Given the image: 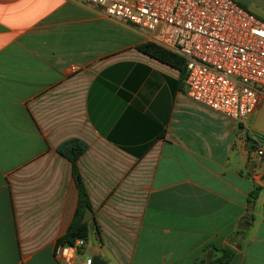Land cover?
<instances>
[{
    "label": "crops",
    "instance_id": "0c3cea01",
    "mask_svg": "<svg viewBox=\"0 0 264 264\" xmlns=\"http://www.w3.org/2000/svg\"><path fill=\"white\" fill-rule=\"evenodd\" d=\"M264 19V0H236ZM115 25L131 37L115 45ZM142 33L82 0H0V264H264V158L245 121L190 99ZM89 202L80 245L56 244ZM255 140V139H254Z\"/></svg>",
    "mask_w": 264,
    "mask_h": 264
},
{
    "label": "built area",
    "instance_id": "2783aa9c",
    "mask_svg": "<svg viewBox=\"0 0 264 264\" xmlns=\"http://www.w3.org/2000/svg\"><path fill=\"white\" fill-rule=\"evenodd\" d=\"M82 1L180 56L190 99L240 122L264 97V19L236 0ZM263 138L254 137L258 156Z\"/></svg>",
    "mask_w": 264,
    "mask_h": 264
},
{
    "label": "trees",
    "instance_id": "16d2710c",
    "mask_svg": "<svg viewBox=\"0 0 264 264\" xmlns=\"http://www.w3.org/2000/svg\"><path fill=\"white\" fill-rule=\"evenodd\" d=\"M136 48L140 51L153 56L165 63H168L176 68L184 75V61L177 54L157 45L156 43L143 40L136 44ZM258 142L253 138L249 142V149H256ZM85 147V143L78 138H68L57 145L56 149L61 154L65 155L71 161V174L77 189L76 204L73 214L64 230L56 239V244L71 245L75 238H84L87 232L86 221H81V215L85 207L89 208L87 193L83 182L76 167V157ZM264 158V147L260 154ZM217 253L208 260L198 259L195 264H229L232 255V249L229 246L216 247Z\"/></svg>",
    "mask_w": 264,
    "mask_h": 264
},
{
    "label": "rangeland",
    "instance_id": "374dc122",
    "mask_svg": "<svg viewBox=\"0 0 264 264\" xmlns=\"http://www.w3.org/2000/svg\"><path fill=\"white\" fill-rule=\"evenodd\" d=\"M126 33L127 32L121 26L115 25V45H117L118 43L124 42L129 37H131L129 34H126ZM255 126L258 129V130H254L255 134L261 137L262 136L264 137V100L262 101L260 105V109L257 112ZM263 143H264V138H263Z\"/></svg>",
    "mask_w": 264,
    "mask_h": 264
},
{
    "label": "water",
    "instance_id": "95a60500",
    "mask_svg": "<svg viewBox=\"0 0 264 264\" xmlns=\"http://www.w3.org/2000/svg\"><path fill=\"white\" fill-rule=\"evenodd\" d=\"M91 214V210L88 207H85L80 220H86ZM88 264H106L105 260L102 259L98 254H92L89 258Z\"/></svg>",
    "mask_w": 264,
    "mask_h": 264
}]
</instances>
